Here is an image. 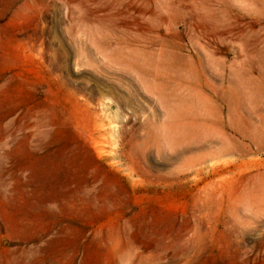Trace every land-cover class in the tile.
I'll list each match as a JSON object with an SVG mask.
<instances>
[{
    "label": "rangeland",
    "instance_id": "374dc122",
    "mask_svg": "<svg viewBox=\"0 0 264 264\" xmlns=\"http://www.w3.org/2000/svg\"><path fill=\"white\" fill-rule=\"evenodd\" d=\"M0 264H264V0H0Z\"/></svg>",
    "mask_w": 264,
    "mask_h": 264
},
{
    "label": "bare ground",
    "instance_id": "6f19581e",
    "mask_svg": "<svg viewBox=\"0 0 264 264\" xmlns=\"http://www.w3.org/2000/svg\"><path fill=\"white\" fill-rule=\"evenodd\" d=\"M65 241V240H64ZM66 242H68V240H66ZM62 254V253H61Z\"/></svg>",
    "mask_w": 264,
    "mask_h": 264
},
{
    "label": "crops",
    "instance_id": "0c3cea01",
    "mask_svg": "<svg viewBox=\"0 0 264 264\" xmlns=\"http://www.w3.org/2000/svg\"><path fill=\"white\" fill-rule=\"evenodd\" d=\"M46 244H49V242H47Z\"/></svg>",
    "mask_w": 264,
    "mask_h": 264
}]
</instances>
